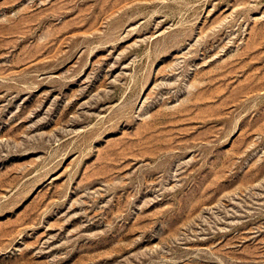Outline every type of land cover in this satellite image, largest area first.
<instances>
[{
	"label": "rangeland",
	"instance_id": "1",
	"mask_svg": "<svg viewBox=\"0 0 264 264\" xmlns=\"http://www.w3.org/2000/svg\"><path fill=\"white\" fill-rule=\"evenodd\" d=\"M0 264H264V0H0Z\"/></svg>",
	"mask_w": 264,
	"mask_h": 264
}]
</instances>
